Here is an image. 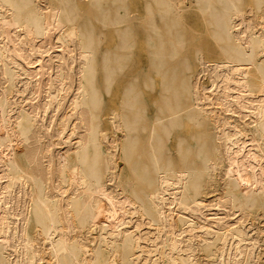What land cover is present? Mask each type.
<instances>
[{"label":"bare ground","instance_id":"1","mask_svg":"<svg viewBox=\"0 0 264 264\" xmlns=\"http://www.w3.org/2000/svg\"><path fill=\"white\" fill-rule=\"evenodd\" d=\"M247 7L0 0V264H264V0ZM125 165L129 192L108 186Z\"/></svg>","mask_w":264,"mask_h":264},{"label":"rangeland","instance_id":"2","mask_svg":"<svg viewBox=\"0 0 264 264\" xmlns=\"http://www.w3.org/2000/svg\"><path fill=\"white\" fill-rule=\"evenodd\" d=\"M247 2H248V7L247 8L250 9V7L253 5V0H247ZM187 16H188L187 23L188 24L190 23L192 25L191 27L195 30V32L197 34L201 35V37L203 38L201 41H203V43H208V44H212L213 45V39L206 32V27L207 26L204 23V19H203L204 17L202 15V12L199 9V7L195 6V5H192L189 8V10H188ZM191 49H190V51H191ZM137 53H138V56L141 57V59H137V60L138 61L140 60L139 61L140 63L143 62V63H141L143 66L147 65V59H146L147 56H146L145 51L139 52L137 50ZM144 57H146V58H144ZM139 62L137 64L138 66L141 65ZM146 91L148 92V90H146ZM147 92H145V96L144 97H145V101L147 103L148 115L153 116L155 114V111H156V108H157L156 105H155L154 100L157 99V97H158V91H154L151 94H148ZM104 96H105L106 101H108V103H107L108 107H113V106H110L109 104L117 106V104L115 102L118 101V96L119 95H118V91H116L115 88L112 90V94L111 95H109L107 93H104ZM106 126H107V124H105V127ZM169 144L171 145V147H173L174 146V140H171L169 142ZM221 169H222V167H221ZM123 172L124 173H123V178L122 179H123L124 183H121L120 186L118 185V186L114 187L113 183L108 182V186L110 185L115 190H118V189L120 190L124 186L127 189V191L129 192V187H128V185L125 182L127 181L128 177L130 176V171H129L128 167H126V165L124 166ZM221 184L222 183L219 182L218 188H220V190H216L212 194H205V196L206 197H211V195L214 196L216 194L221 193L222 192L221 190L223 189V186H221ZM106 204H107L106 201H103V200L100 201V206H105ZM261 207L260 208L253 207L252 208V211L254 212L253 214H257L259 212V209H262L263 213H264V205L261 206ZM209 209H210V211L213 210L212 212L219 211V208L217 206L210 207ZM129 217L130 218H126V220L129 221L131 224L130 223L126 224V226H128V225L132 226L139 219V217L134 215V214L130 215ZM252 222L257 226V229L259 230L258 231L256 229V234H258L259 236L264 238V215L253 217L252 218ZM148 227H149L148 224H143L140 229H141V231L145 232L146 231L145 229H148Z\"/></svg>","mask_w":264,"mask_h":264}]
</instances>
